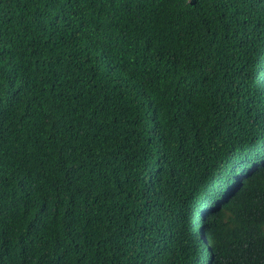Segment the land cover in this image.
Segmentation results:
<instances>
[{"label":"trees","instance_id":"obj_1","mask_svg":"<svg viewBox=\"0 0 264 264\" xmlns=\"http://www.w3.org/2000/svg\"><path fill=\"white\" fill-rule=\"evenodd\" d=\"M0 264H264V0H0Z\"/></svg>","mask_w":264,"mask_h":264}]
</instances>
